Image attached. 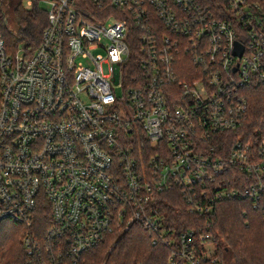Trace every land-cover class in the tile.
I'll use <instances>...</instances> for the list:
<instances>
[{
	"label": "built area",
	"instance_id": "obj_1",
	"mask_svg": "<svg viewBox=\"0 0 264 264\" xmlns=\"http://www.w3.org/2000/svg\"><path fill=\"white\" fill-rule=\"evenodd\" d=\"M40 3L38 46L9 51L0 33V220L26 227L27 264L77 263L138 223L169 264H223L212 234L171 227L162 195L177 189L193 214L237 198L258 208L264 140L224 157L216 135L264 85V0ZM235 168L256 183L235 186Z\"/></svg>",
	"mask_w": 264,
	"mask_h": 264
},
{
	"label": "trees",
	"instance_id": "obj_2",
	"mask_svg": "<svg viewBox=\"0 0 264 264\" xmlns=\"http://www.w3.org/2000/svg\"><path fill=\"white\" fill-rule=\"evenodd\" d=\"M23 1L9 0L16 20V27L12 28L5 0H0V33L9 51L20 45L38 46L47 26L46 9L40 0H33L31 8H26ZM182 59L184 72L197 70L188 55L184 54ZM182 79L187 80L186 77ZM245 95L249 105L240 126L216 135L224 157H228L238 141L252 145L256 152L264 140V85H248ZM229 176L236 177L234 185L238 188L256 183L255 174H247L239 168L229 171ZM162 198V210L167 211L171 227L177 231L196 228L212 234L223 264H264V194L258 208H254L249 198H237L217 202L211 214L190 213L177 189L163 194ZM47 229L48 216L41 214L33 228L34 233L43 235ZM25 233L24 225L10 219L0 220V264L28 263V253L23 245ZM170 253L169 246L159 240L154 242L153 235L138 223L105 236L100 244L88 249L74 264H169Z\"/></svg>",
	"mask_w": 264,
	"mask_h": 264
},
{
	"label": "rangeland",
	"instance_id": "obj_3",
	"mask_svg": "<svg viewBox=\"0 0 264 264\" xmlns=\"http://www.w3.org/2000/svg\"><path fill=\"white\" fill-rule=\"evenodd\" d=\"M23 4L26 8H30L27 6L26 0L23 1ZM5 6L7 9L8 15H9V24L12 28H15L16 27V20H15V17L13 16V13H12V9H13L12 3L10 4L9 0H5Z\"/></svg>",
	"mask_w": 264,
	"mask_h": 264
}]
</instances>
